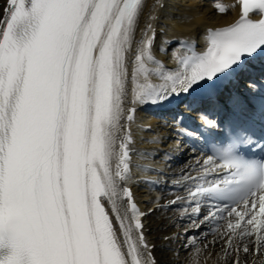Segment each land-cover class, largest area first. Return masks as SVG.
I'll list each match as a JSON object with an SVG mask.
<instances>
[{"label":"snow or ice","instance_id":"obj_1","mask_svg":"<svg viewBox=\"0 0 264 264\" xmlns=\"http://www.w3.org/2000/svg\"><path fill=\"white\" fill-rule=\"evenodd\" d=\"M5 4L0 264H156L143 230L146 213L128 187L135 108L125 105L129 97L132 105L157 104L188 93L264 51V0H240L239 19L209 29L204 52L191 42L173 51L174 68L153 54L150 23L136 38L144 0ZM215 7L228 10L222 3ZM231 104L239 106L235 99ZM253 136L247 128L230 127L214 154L197 161L201 170L184 177L191 181L194 215L202 202H215L204 219L217 222L214 231L227 238L224 253H236L234 264H240L241 251H250L249 243L264 250V158L241 151L242 145L264 151Z\"/></svg>","mask_w":264,"mask_h":264},{"label":"bare ground","instance_id":"obj_2","mask_svg":"<svg viewBox=\"0 0 264 264\" xmlns=\"http://www.w3.org/2000/svg\"><path fill=\"white\" fill-rule=\"evenodd\" d=\"M205 0H144V12L140 17L138 29L136 32L137 40L141 38V32L146 28L147 24H151L154 32H159L163 28H174L178 30H190L192 28H197L198 31L203 26H221L231 22L236 16L237 12L235 9H228L225 13H220L215 7V3L217 1L212 2V4H207L204 2ZM222 4L226 5L230 0H221ZM160 12L159 17L154 19L152 16L154 10ZM155 42L160 43L163 40L155 34ZM153 49V48H152ZM169 58H163L165 60V64L170 68L176 67L175 61L172 59V53L168 54ZM129 102L126 103V108ZM146 104V103H144ZM153 113H146L143 110L138 111V116L140 121L144 124H153L156 126H162L164 122L160 117H155L151 115ZM151 115V116H150ZM136 146L141 148H148L150 153H143L140 151L138 153V157L140 160H150L158 163L160 166L165 168L168 171L177 170L180 167H183L185 163L194 160L190 155L180 152L176 147L172 146V143L168 144L165 139L159 137V135H155L151 132H145L142 129L136 128ZM186 143V142H185ZM165 148L167 150H172L173 153H176V156H172L167 153H161L160 149ZM197 153L196 150H194ZM184 158H188L185 163H182ZM199 161H203L201 155L197 156ZM189 167L187 170H190ZM140 169H136V173L140 172ZM185 175L186 173L178 172L174 178L178 176ZM134 176V175H132ZM136 190L139 192L140 187L136 186ZM140 199V198H139ZM140 201L146 206L152 205V199L146 196ZM181 211L166 210V209H158L155 213L148 217V226L153 230L152 233V241L157 244L160 243L158 237L162 234L170 233L175 230H181V221L184 220L182 217H178L175 220L170 222L169 215H174ZM192 219V217H190ZM196 223V222H195ZM220 225L224 224V221L219 222ZM194 224H186L185 227H189L194 230L196 226ZM202 225L207 226V230L203 229L200 231V234L208 236L204 237V241L208 242L209 248L204 249L203 245L200 246H186L181 241H176L173 243V238L169 241L170 247L168 250L165 248H160L162 251L163 259L162 264H232L233 263V254L225 256L224 253V244L226 237L221 239L220 235L214 231L217 226V222L215 220H205ZM222 231V229H221ZM179 232L177 238H183L185 235ZM158 235L157 236H155ZM196 232L193 231L191 236L187 238H192L196 236ZM254 239V238H250ZM199 248L201 251L199 254L196 253V249ZM254 244H252L251 253L240 252L241 256H251V258L255 257V264H264V255L261 253H253Z\"/></svg>","mask_w":264,"mask_h":264},{"label":"rangeland","instance_id":"obj_3","mask_svg":"<svg viewBox=\"0 0 264 264\" xmlns=\"http://www.w3.org/2000/svg\"><path fill=\"white\" fill-rule=\"evenodd\" d=\"M1 1V0H0Z\"/></svg>","mask_w":264,"mask_h":264}]
</instances>
